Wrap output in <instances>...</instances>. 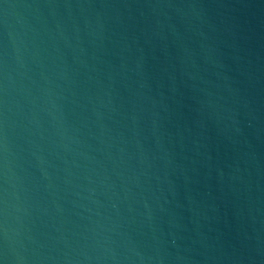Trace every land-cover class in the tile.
Instances as JSON below:
<instances>
[{"label": "water", "instance_id": "1", "mask_svg": "<svg viewBox=\"0 0 264 264\" xmlns=\"http://www.w3.org/2000/svg\"><path fill=\"white\" fill-rule=\"evenodd\" d=\"M0 264H264V0H0Z\"/></svg>", "mask_w": 264, "mask_h": 264}]
</instances>
